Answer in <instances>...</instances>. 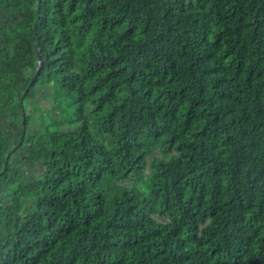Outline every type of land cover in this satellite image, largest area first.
Returning <instances> with one entry per match:
<instances>
[{
	"label": "trees",
	"instance_id": "obj_1",
	"mask_svg": "<svg viewBox=\"0 0 264 264\" xmlns=\"http://www.w3.org/2000/svg\"><path fill=\"white\" fill-rule=\"evenodd\" d=\"M0 264H264V0H0Z\"/></svg>",
	"mask_w": 264,
	"mask_h": 264
},
{
	"label": "rangeland",
	"instance_id": "obj_2",
	"mask_svg": "<svg viewBox=\"0 0 264 264\" xmlns=\"http://www.w3.org/2000/svg\"><path fill=\"white\" fill-rule=\"evenodd\" d=\"M51 91H54V95H57L60 92V86H59V83H58V81L56 79L49 80V82L47 84H45L43 89H42L43 93H40L38 95V97H36L33 100L34 103H38L41 106L42 112L48 111L50 106H51V100H50V97H49ZM44 94L46 96H43ZM56 102H57L58 106L61 107L62 110L65 112L66 116L68 118H71V116H70L71 109L68 106L67 100L66 99L57 98ZM52 115H54V114H52ZM66 129H62V130L64 131ZM29 131H30V128L27 129V132H29ZM143 143L144 144H148V142L146 140H144ZM38 169H39L38 163L32 162L30 164L29 170L31 172H36ZM157 219L161 220V221H164V222L167 221V219L162 218V217H158V216H157Z\"/></svg>",
	"mask_w": 264,
	"mask_h": 264
},
{
	"label": "water",
	"instance_id": "obj_3",
	"mask_svg": "<svg viewBox=\"0 0 264 264\" xmlns=\"http://www.w3.org/2000/svg\"><path fill=\"white\" fill-rule=\"evenodd\" d=\"M40 0H37V3L39 4ZM38 44L36 43L34 46V51L36 52L37 55V60H40V53L37 51Z\"/></svg>",
	"mask_w": 264,
	"mask_h": 264
}]
</instances>
